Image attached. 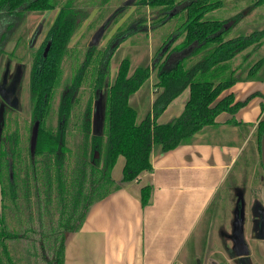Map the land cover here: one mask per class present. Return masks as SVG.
I'll return each instance as SVG.
<instances>
[{
  "label": "trees",
  "instance_id": "1",
  "mask_svg": "<svg viewBox=\"0 0 264 264\" xmlns=\"http://www.w3.org/2000/svg\"><path fill=\"white\" fill-rule=\"evenodd\" d=\"M136 4L161 7V16L150 26L142 17L125 23L105 48L91 44L79 49L69 44L90 14L77 0H0V60L28 13L59 8L41 47L32 51L28 145L17 130L0 149V264H65L66 234L81 229L96 202L152 171L153 150L165 153L190 143L214 126L219 115L236 114L253 97L262 95L253 94L242 102H236L233 94L222 97L263 69L264 57L249 65L245 76L242 65L234 63L244 52L243 59L248 61L262 47L264 29L233 36L242 14L227 20L209 17L223 7L221 0H138ZM261 5L264 0H257L255 6ZM183 13L186 17L178 34L161 46L153 67L141 65L131 72L130 60L125 58L112 83L111 61L126 39ZM179 36H183L181 43L174 45ZM67 60L72 62V72L64 79ZM154 70L152 108L138 121L139 110L130 100ZM186 90L190 95L182 114L159 124L161 115ZM103 92V131L93 133L95 103ZM261 108L264 111L263 103ZM53 114L55 126L50 124ZM36 122L40 126L32 152ZM70 130L81 135L75 151L67 144ZM263 133L264 120L257 128L259 148ZM121 156L125 164L118 182L112 172ZM151 193V186L141 189L143 207L150 203Z\"/></svg>",
  "mask_w": 264,
  "mask_h": 264
},
{
  "label": "crops",
  "instance_id": "2",
  "mask_svg": "<svg viewBox=\"0 0 264 264\" xmlns=\"http://www.w3.org/2000/svg\"><path fill=\"white\" fill-rule=\"evenodd\" d=\"M262 6L254 8L255 16L258 9L264 10ZM244 21L242 17L237 27ZM115 73L117 76L118 69ZM112 76L113 72V83L116 76L114 80ZM229 94L236 102L262 95L253 97L236 114L222 113L214 126L205 128L190 143L165 153L153 150L152 171L96 202L81 229L66 234L65 264H231V259L235 264H264V224L263 235L257 238L253 223L264 212L260 207L264 204V175L256 139L258 125L264 120V67L255 78L236 83L222 97ZM179 97L158 119L159 124H165L160 119L172 109L175 113L170 118L182 114L188 100L175 104ZM153 100L151 92L149 110ZM135 108L142 111L141 100ZM250 143L255 168L244 184L245 164L239 163ZM235 168L236 184L231 179ZM114 179L120 182L122 176ZM145 186H151L152 193L150 203L143 207L141 189ZM238 198L242 199L240 205ZM237 225L246 245L245 250L239 249L246 255L227 257L228 263L220 261L211 247L218 241L229 252L237 249L229 242L231 238L224 237L235 234Z\"/></svg>",
  "mask_w": 264,
  "mask_h": 264
},
{
  "label": "rangeland",
  "instance_id": "3",
  "mask_svg": "<svg viewBox=\"0 0 264 264\" xmlns=\"http://www.w3.org/2000/svg\"><path fill=\"white\" fill-rule=\"evenodd\" d=\"M184 2V0H177V2ZM223 1V7L215 11L214 13H210L209 17L211 19H231L238 14H242L243 18L246 20L243 24L236 27L233 32V36L235 35H246L250 34L254 31L264 29V10L258 9L257 14L255 16L253 11L255 3L257 0H221ZM138 0H77V5L81 8L88 10L90 16L85 21V23L81 26V28L75 33L72 37L71 42L69 44V48L77 47L79 49H85L88 45L96 44L100 48H105L109 42V40L113 37V35L118 32V29L122 27L125 23H132L136 18L142 17L147 21V25L150 26L151 23L161 16L159 13L161 12V7L152 8L147 5L136 4ZM262 6L261 8H263ZM254 9V10H253ZM59 12V8H56L53 11L49 12H30L26 16L25 20L17 27L9 41L6 43L5 50L6 53L0 60V80L1 76H4L7 72V69H11L9 67L12 65L11 71L14 72L15 68H17L16 64H20L22 69V74L20 78V91H21V108L18 113L15 114L16 123L9 122V128L7 132L14 127L19 131V135L23 140L25 147L28 145L27 138L29 134V127L31 125V102L29 100V81H28V73L31 68L32 62V51L36 50L38 46L43 41L47 30L50 28L52 23L55 20ZM253 14V15H251ZM185 13L180 16L169 20L166 24L161 25L155 29L148 28L146 32H140L135 34L128 39H126L118 48L115 55L111 61V73L113 72V80L115 79L116 73L115 69L119 70L120 63L123 59L128 58L130 60V68L131 72H133L139 66H151L154 65V60L160 55L161 46L171 37L173 38L178 34V28L181 25L182 21L185 19ZM93 24L92 27H89L90 24ZM104 25V26H102ZM102 26V27H101ZM101 33L97 36L96 31L98 32L100 29ZM102 34V35H101ZM183 36H179L176 39V43L174 45H178L181 43ZM99 43V44H98ZM244 54L246 52L240 54L235 59L234 66L242 65V76H245L248 72L250 66L255 64L258 60L264 57V43L262 47L253 54L252 58L248 61H244ZM10 60V62H9ZM12 60V61H11ZM250 65V66H249ZM63 67L65 68L64 79L70 77L72 72V62L65 61L63 62ZM156 70L152 72L154 81L146 82L140 90H143L140 95L133 96L131 99V105L137 107L138 102L143 105V109L139 112L138 121L145 116L149 110V106L151 103V92L154 95V84L156 82ZM4 74V75H3ZM152 84V85H151ZM88 91V89H87ZM189 90H186L175 104H179L182 101H187L189 99ZM102 94V93H101ZM105 92L98 100L100 103L98 104V108H100V104H103L105 107ZM97 101V102H98ZM59 102V97H57L55 102V108H57ZM103 107V113H104ZM98 110V109H97ZM177 110V109H176ZM178 111V110H177ZM175 109H172L166 115H164L161 119V123H166L167 119L170 118L171 115H174ZM175 116H172L168 121L174 119ZM167 121V122H168ZM52 126L56 125V115L53 114L52 121L50 122ZM71 140L67 141V144L75 151L77 148V143L81 139V135L73 130H70ZM257 139V137H256ZM258 141V140H257ZM258 145V142H257ZM253 145L250 143L246 148V151L243 155L242 161L239 163L245 164L244 166V179L242 183L247 184L246 177L252 176L253 169L255 168L254 164V154H253ZM258 149V147H256ZM259 150V149H258ZM259 168L261 173L264 175V168L261 161V157L259 156ZM125 163V158L121 156L118 159V162L113 170V177L116 179H120L122 176V169ZM239 169V168H238ZM237 172V168H235L234 173L231 175L232 182L236 184L237 179L235 178V173ZM239 202V203H238ZM237 203L240 205L242 203V199L238 198ZM260 207L264 210V204L260 205ZM258 223L254 220L253 223L257 228V238H260L263 235V224H264V212L262 214H257ZM238 226V225H237ZM240 227V225L238 226ZM237 227V229H238ZM241 234L238 232L232 235H225L226 238H231L232 240H239ZM229 241L231 244L233 241ZM244 240V237H243ZM221 243V242H220ZM244 247V246H243ZM222 244L215 241L213 247H211V251H216L214 256H216L220 261H224L228 263L226 260L227 257L230 259L232 256H236L238 252L236 251H227L225 250ZM224 252H223V251ZM219 252V253H218ZM221 252V253H220ZM235 252V253H233ZM240 252V251H239ZM220 254L223 256L220 257ZM226 256V258H225ZM249 256H247L248 259ZM216 258V259H217ZM234 258V257H233ZM244 259V258H243ZM236 260H232L231 262L235 264ZM231 263V264H232Z\"/></svg>",
  "mask_w": 264,
  "mask_h": 264
},
{
  "label": "flooded vegetation",
  "instance_id": "4",
  "mask_svg": "<svg viewBox=\"0 0 264 264\" xmlns=\"http://www.w3.org/2000/svg\"><path fill=\"white\" fill-rule=\"evenodd\" d=\"M53 24V23H52ZM52 26V25H51ZM50 26V28H51ZM49 28V29H50ZM49 29L46 32V35L49 31ZM46 35L44 37V39L46 38ZM43 39V41H44ZM43 41L41 42V44L38 46L39 49L43 43ZM49 50V46L46 48V52L45 55L47 53V51ZM12 61V60H11ZM10 62V60H9ZM17 68H15V71L12 72V65H10L9 67H11V69H7V72L4 76H1V80H0V149L4 148L5 143L7 138L9 137L10 134L15 133L17 130L16 128H12L10 130V132H7V129L9 128V122L11 123H16V118H15V114H17L20 110V102H21V89H20V78H21V74H22V67L20 66V64H16ZM31 71V68H30ZM30 71L28 73V85H29V100H30ZM4 75V74H3ZM103 94V93H102ZM100 94V97L101 95ZM100 100V98H99ZM31 102V100H30ZM31 112H32V107H31ZM31 120H32V113H31ZM241 251L240 249H234L233 251ZM233 252V253H235Z\"/></svg>",
  "mask_w": 264,
  "mask_h": 264
},
{
  "label": "water",
  "instance_id": "5",
  "mask_svg": "<svg viewBox=\"0 0 264 264\" xmlns=\"http://www.w3.org/2000/svg\"><path fill=\"white\" fill-rule=\"evenodd\" d=\"M103 28H100V30L98 31V33L96 34L97 36L101 33V30H103ZM102 35V34H101ZM105 100V98H104ZM100 102H96L95 103V110H94V118H93V133H102L103 131V126H104V113H103V104H100V108H98V104ZM98 109V110H97ZM104 110H105V107H104ZM98 125H100V130H98ZM39 122H36L34 124V127H33V131H32V136H31V150L32 152H34L35 150V147H36V143H37V138H38V133H39ZM0 131H1V128H0ZM261 161H262V164H263V168H264V133L262 134V137H261ZM2 202H3V195H2V189H1V181H0V208L2 207ZM240 233L241 236L239 237V240L235 239L233 240L235 246L234 248L236 247L237 249H239V246L243 247V249L245 250L246 249V245H245V241L243 240V234H242V228L241 226L238 227L236 233ZM238 254H236V256L238 257H243L244 255H246V252L244 251H237ZM57 264V263H55Z\"/></svg>",
  "mask_w": 264,
  "mask_h": 264
}]
</instances>
